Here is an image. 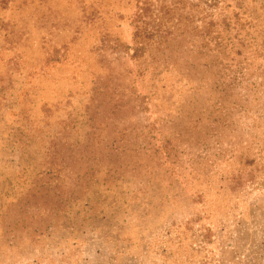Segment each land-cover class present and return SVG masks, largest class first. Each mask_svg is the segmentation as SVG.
Instances as JSON below:
<instances>
[{"label":"rangeland","instance_id":"obj_1","mask_svg":"<svg viewBox=\"0 0 264 264\" xmlns=\"http://www.w3.org/2000/svg\"><path fill=\"white\" fill-rule=\"evenodd\" d=\"M0 264H264V0H0Z\"/></svg>","mask_w":264,"mask_h":264}]
</instances>
